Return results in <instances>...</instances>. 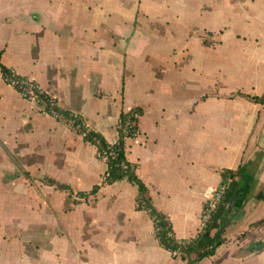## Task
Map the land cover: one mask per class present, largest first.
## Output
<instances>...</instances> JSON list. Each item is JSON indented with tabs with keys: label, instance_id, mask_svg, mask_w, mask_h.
<instances>
[{
	"label": "crops",
	"instance_id": "1",
	"mask_svg": "<svg viewBox=\"0 0 264 264\" xmlns=\"http://www.w3.org/2000/svg\"><path fill=\"white\" fill-rule=\"evenodd\" d=\"M0 65L108 143L141 109L126 158L178 241L200 232L221 172L242 167L221 245L193 264H264V104L249 100L264 95V0H0ZM105 170L0 67V264H188L159 245L132 183L79 196Z\"/></svg>",
	"mask_w": 264,
	"mask_h": 264
},
{
	"label": "trees",
	"instance_id": "2",
	"mask_svg": "<svg viewBox=\"0 0 264 264\" xmlns=\"http://www.w3.org/2000/svg\"><path fill=\"white\" fill-rule=\"evenodd\" d=\"M0 67L4 77L12 76L19 81L27 80L26 77L17 75L1 65ZM249 100L264 104V95L261 97H250ZM37 105L41 112L57 120H66L77 130L84 141L96 147L97 156L100 160H102L103 155L106 156V170L100 185H96L87 194L80 193L79 196L86 198L87 196L95 195L100 186L109 185L120 180H127L137 188L136 208L146 210L153 218L155 237L162 248L169 251L175 258L187 259L188 264H193L195 261H200L203 258L214 255L216 249L222 243L219 220L228 207L237 200L238 178L242 177V167H239L235 171L224 169L221 172V185H226V189L221 199L216 202V206L211 212L208 221L194 239L178 241L174 237L172 225L168 217L153 207L149 199L147 187L136 174V166L126 158L125 140L133 139L137 136L138 120L142 114L141 109L135 108L129 112H122L120 114L117 127L118 137L113 143H108L101 134L89 129L79 115L60 109L56 100L43 91H39ZM58 187L71 191L65 185H59ZM214 229L217 231L212 235ZM193 254L196 257L190 259V256Z\"/></svg>",
	"mask_w": 264,
	"mask_h": 264
},
{
	"label": "built area",
	"instance_id": "3",
	"mask_svg": "<svg viewBox=\"0 0 264 264\" xmlns=\"http://www.w3.org/2000/svg\"><path fill=\"white\" fill-rule=\"evenodd\" d=\"M2 79L10 86L15 88V90L19 93V95L33 103L37 106V108L40 110L39 106L37 105V101L39 99V91L41 89L38 87V85L27 78L25 81H19L16 78L12 76L4 77L2 75ZM41 112V110H40ZM45 114L44 112H41ZM48 115V114H47ZM102 161L105 163L106 161V156L103 155ZM226 189V185H220L214 192L213 194L208 198L205 208L203 211V216H202V227L205 225V223L208 221L211 212L216 206V202L219 201Z\"/></svg>",
	"mask_w": 264,
	"mask_h": 264
}]
</instances>
